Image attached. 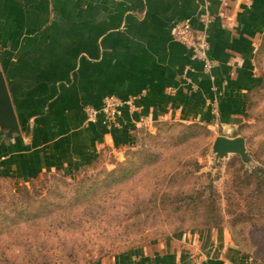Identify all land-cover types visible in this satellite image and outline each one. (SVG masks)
<instances>
[{
    "label": "crops",
    "instance_id": "crops-1",
    "mask_svg": "<svg viewBox=\"0 0 264 264\" xmlns=\"http://www.w3.org/2000/svg\"><path fill=\"white\" fill-rule=\"evenodd\" d=\"M185 19L206 32L209 71L174 38ZM263 36L264 0H0V69L20 128L10 139L0 131V178L92 166L157 121L240 135L263 83ZM107 95L133 106L107 126L100 113L88 120L86 107L98 110ZM199 238L178 234L92 264H194L197 254L195 264H236L220 236L201 247Z\"/></svg>",
    "mask_w": 264,
    "mask_h": 264
},
{
    "label": "rangeland",
    "instance_id": "rangeland-1",
    "mask_svg": "<svg viewBox=\"0 0 264 264\" xmlns=\"http://www.w3.org/2000/svg\"><path fill=\"white\" fill-rule=\"evenodd\" d=\"M255 61L263 83L237 128L247 162L215 156L220 126L157 121L92 166L0 178V264H92L183 233L198 247L220 236L236 264H264V36Z\"/></svg>",
    "mask_w": 264,
    "mask_h": 264
},
{
    "label": "built area",
    "instance_id": "built-area-1",
    "mask_svg": "<svg viewBox=\"0 0 264 264\" xmlns=\"http://www.w3.org/2000/svg\"><path fill=\"white\" fill-rule=\"evenodd\" d=\"M207 21L208 18L205 17L204 23ZM173 27L174 38L186 46L191 52V57L201 61L203 68L209 71L213 66V61L208 55V42L205 30L194 28L188 19L175 22ZM124 106L132 107V100L121 99L115 95H107L102 99V104L98 110L86 107L85 111L88 120H94L96 114L100 113L103 116V123L107 125L119 117Z\"/></svg>",
    "mask_w": 264,
    "mask_h": 264
},
{
    "label": "water",
    "instance_id": "water-1",
    "mask_svg": "<svg viewBox=\"0 0 264 264\" xmlns=\"http://www.w3.org/2000/svg\"><path fill=\"white\" fill-rule=\"evenodd\" d=\"M0 131L7 139L20 134V128L7 92L4 76L0 69ZM212 151L216 157H225L230 153L238 154L242 161L247 162L249 155L243 136L227 137L217 135L212 143Z\"/></svg>",
    "mask_w": 264,
    "mask_h": 264
},
{
    "label": "trees",
    "instance_id": "trees-1",
    "mask_svg": "<svg viewBox=\"0 0 264 264\" xmlns=\"http://www.w3.org/2000/svg\"><path fill=\"white\" fill-rule=\"evenodd\" d=\"M259 84L261 85V82ZM255 173H259L260 174L259 176L262 177L264 175V167H259L255 169Z\"/></svg>",
    "mask_w": 264,
    "mask_h": 264
}]
</instances>
